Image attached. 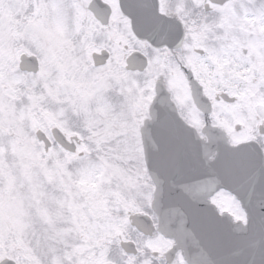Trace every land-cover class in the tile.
I'll return each instance as SVG.
<instances>
[{"label":"snow or ice","instance_id":"6c2138e0","mask_svg":"<svg viewBox=\"0 0 264 264\" xmlns=\"http://www.w3.org/2000/svg\"><path fill=\"white\" fill-rule=\"evenodd\" d=\"M0 264H264V0H0Z\"/></svg>","mask_w":264,"mask_h":264}]
</instances>
